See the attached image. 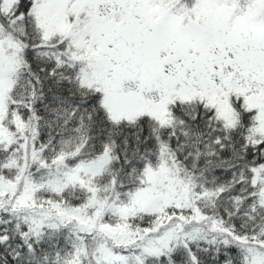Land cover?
I'll list each match as a JSON object with an SVG mask.
<instances>
[{
  "label": "snow or ice",
  "instance_id": "6c2138e0",
  "mask_svg": "<svg viewBox=\"0 0 264 264\" xmlns=\"http://www.w3.org/2000/svg\"><path fill=\"white\" fill-rule=\"evenodd\" d=\"M0 264H264V0H0Z\"/></svg>",
  "mask_w": 264,
  "mask_h": 264
}]
</instances>
